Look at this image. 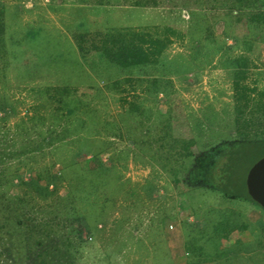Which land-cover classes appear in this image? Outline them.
Masks as SVG:
<instances>
[{
  "label": "rangeland",
  "instance_id": "rangeland-1",
  "mask_svg": "<svg viewBox=\"0 0 264 264\" xmlns=\"http://www.w3.org/2000/svg\"><path fill=\"white\" fill-rule=\"evenodd\" d=\"M98 2L0 0V170L18 174L5 190L73 231V264H187L186 239L229 210L246 222L232 264H264L258 205L173 180L190 151L242 132L239 109L250 134L264 123V25L245 29L231 0ZM111 29L172 40L144 66L79 54L74 33ZM71 206L82 221H61Z\"/></svg>",
  "mask_w": 264,
  "mask_h": 264
},
{
  "label": "trees",
  "instance_id": "trees-1",
  "mask_svg": "<svg viewBox=\"0 0 264 264\" xmlns=\"http://www.w3.org/2000/svg\"><path fill=\"white\" fill-rule=\"evenodd\" d=\"M151 1V2H150ZM243 15L245 29L264 25V0H231ZM104 3L103 0L98 2ZM135 5H155L156 0H136ZM243 11V12H242ZM240 21V20H239ZM3 22L0 17V31ZM166 31L174 33V29ZM73 40L80 55L96 52L120 67H135L156 63L168 45L170 36L142 30L111 29L101 31H80L73 34ZM261 106V105H260ZM264 107V102H263ZM239 109L235 123L239 130L237 137L221 139L203 149L190 151V161L184 174L174 177L175 184L188 188L184 191L203 189L229 201H247L258 205L248 194L245 176L249 168L264 156V123L258 120V128L250 134L246 129L250 123L241 122ZM189 140L183 149L193 146ZM187 152V151H186ZM189 152V151H188ZM0 170V264H73V256L81 246L71 236L72 230L60 232L57 222L39 223L31 217L30 203L33 199L17 196L8 189L14 186L17 173ZM20 182L24 181L20 177ZM32 199V200H31ZM259 206V205H258ZM260 207V206H259ZM261 208V207H260ZM263 211L264 209L261 208ZM77 211H64L61 221H82ZM56 224V225H55ZM77 224V223H76ZM66 226V225H65ZM77 233L80 232L79 223ZM66 228V227H65ZM246 229V222L239 221L231 210L222 213L213 224V229L201 244L186 239V255L193 257L187 264H232L234 244L246 245L239 231ZM48 240L52 242L49 244ZM220 240V241H219ZM227 243V244H226ZM198 245V246H197ZM209 246V247H206ZM36 248V250H33ZM196 250L197 253H196ZM197 259V261L195 260ZM208 263V264H209Z\"/></svg>",
  "mask_w": 264,
  "mask_h": 264
},
{
  "label": "water",
  "instance_id": "water-1",
  "mask_svg": "<svg viewBox=\"0 0 264 264\" xmlns=\"http://www.w3.org/2000/svg\"><path fill=\"white\" fill-rule=\"evenodd\" d=\"M245 187L249 196L264 209V156L247 171Z\"/></svg>",
  "mask_w": 264,
  "mask_h": 264
},
{
  "label": "built area",
  "instance_id": "built-area-1",
  "mask_svg": "<svg viewBox=\"0 0 264 264\" xmlns=\"http://www.w3.org/2000/svg\"><path fill=\"white\" fill-rule=\"evenodd\" d=\"M171 226V225H170Z\"/></svg>",
  "mask_w": 264,
  "mask_h": 264
}]
</instances>
